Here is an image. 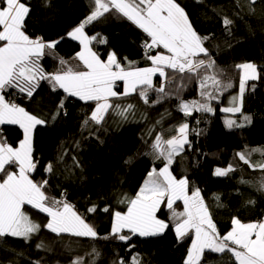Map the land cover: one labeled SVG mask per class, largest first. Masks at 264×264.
I'll list each match as a JSON object with an SVG mask.
<instances>
[{
    "label": "trees",
    "instance_id": "obj_1",
    "mask_svg": "<svg viewBox=\"0 0 264 264\" xmlns=\"http://www.w3.org/2000/svg\"><path fill=\"white\" fill-rule=\"evenodd\" d=\"M25 2L30 7L26 34L48 41L65 37L55 52L69 64H78L75 57L80 45L66 34L90 14L92 0ZM176 2L184 8L198 34L208 38L205 40L208 58L215 61L216 69L232 87L217 93V98L210 101L212 112L193 110L185 115L179 107L182 101L204 102L199 79L166 69L168 76L156 75L153 82V88L163 84L164 93L149 90L147 103L139 95V89L131 96L115 98L110 101L113 107L99 124L90 119L95 102L69 97L61 89L54 91L45 80L31 98L10 91L7 99L46 121L33 133L36 169L30 177L37 183L48 181L46 195L71 204L94 226L97 238L52 233L43 227L48 222L47 215L25 205L23 210L41 228L27 240L0 237V264H72L77 257L83 259V264H117L121 258L125 264H130L132 257H136L139 264H185L192 234L178 241L175 221L170 220L171 212L166 206L158 212L161 219L169 221V228L162 235H133L129 241L111 236L113 213L126 211V203L121 201L134 198L147 174L167 163L154 154L155 137L159 134L164 139L171 138L184 123L188 124L190 145L186 144L184 151L174 157L170 171L177 179H188L189 194L193 189L200 190L218 232L225 235L230 231L233 217L243 223L264 221V189L260 188L264 169L251 166L257 164L255 159L258 158L253 150L264 147V72L261 78L246 84L242 116L236 121L241 127L229 129L225 124L228 114L222 111L239 94L241 72L236 65L250 62L258 71L264 70V0H255V3L252 0ZM225 17L233 22L227 27L223 24ZM85 31L105 41L92 44L102 59L115 53L126 68L151 65L142 48L148 39L146 34L114 10L88 24ZM42 67L46 73H51L59 64L55 58L46 56ZM118 90L123 92V87ZM128 105L132 107L121 115V109ZM0 139L17 147L23 139L22 129L0 126ZM238 153H244L249 163L240 160ZM260 162H264V155ZM49 164L52 165L50 172L46 171ZM229 166L234 171L227 176L213 174L216 168ZM94 206L96 211L89 212ZM174 208L181 211L182 203H176ZM41 244L43 247H37ZM200 264L236 262L231 253L205 251Z\"/></svg>",
    "mask_w": 264,
    "mask_h": 264
},
{
    "label": "snow or ice",
    "instance_id": "obj_2",
    "mask_svg": "<svg viewBox=\"0 0 264 264\" xmlns=\"http://www.w3.org/2000/svg\"><path fill=\"white\" fill-rule=\"evenodd\" d=\"M92 5V11L85 20L66 34L67 38L80 45V51L75 57L79 63L72 65L55 52L65 37L48 41L43 37L31 38L26 34L25 23L30 7L25 0H0V125H18L23 134L17 147L0 139V173L3 174L0 176V237L12 236L27 240L39 232L41 225L32 221L23 210L25 205H31L47 215L49 219L43 227L52 233L97 238L94 226L87 223L71 204L46 195L45 185L48 181L37 183L30 178V173L36 169L32 148L33 133L38 125H43L46 121L6 99L7 89H17L19 93L31 98L40 81L45 80L54 91L61 89L69 97L95 102L90 119L99 124L104 114L113 107L110 98L128 96L139 89V95L147 103L149 90L164 93L163 84L159 88H153V76L158 74L160 77H167L166 69H171L174 73L189 74L188 78L199 79L204 102L182 101L179 107L185 115H190L193 110L212 112L210 101L217 98V93L232 87L231 82L226 81L223 73L216 69L215 61L208 58L209 51L205 47V40L208 38L198 34L184 8L176 0H92ZM113 10L146 34L148 39L144 48L146 59L151 61L150 67L126 68L121 65L115 53L102 59L93 51L94 41H105L98 35H88L85 27ZM232 23L227 17L223 20L226 27ZM157 49L165 51H156ZM46 56L58 61L56 71L45 72L41 60ZM235 67L241 72L239 96L232 98L231 106L222 109L223 112L232 114L241 112V106L236 101L239 100L242 104L247 82L261 78L264 72L258 71L257 66L250 62ZM183 78L181 75V79ZM117 82H123V92L117 90ZM60 107L63 108V102ZM131 107L132 105H128L121 109L120 114L124 115ZM244 119L250 120L249 117ZM87 122L85 121L86 124ZM225 124L229 129L242 126L232 119H227ZM176 131L177 134L168 139L159 134L155 137L152 145L154 154L167 163L162 168H153L147 174L143 186L134 198L121 201L126 203V211L113 213L111 236L129 241L133 235H162L169 228V221L158 215L164 205L171 212L170 220L175 221L174 230L178 241L192 234L185 264H200L206 250L231 253L236 264H264V221L243 223L233 217L231 230L221 235L200 190L193 189L189 194L188 179H177L170 171L174 157L184 151L186 144L190 145L187 139L188 124H181ZM237 155L240 160L249 163L244 153ZM251 166L264 169V163ZM13 168L18 170H10ZM51 170L52 165L49 164L46 171ZM232 171L234 169L231 166L218 167L213 174L224 177ZM260 188L264 189V181ZM177 201H182L183 211L174 208ZM88 211H96L95 206ZM104 211L107 212L108 209L105 208ZM125 229L131 235L122 234ZM72 264H83V259L77 257ZM117 264H125L123 258ZM130 264L139 262L136 257H132Z\"/></svg>",
    "mask_w": 264,
    "mask_h": 264
},
{
    "label": "rangeland",
    "instance_id": "obj_3",
    "mask_svg": "<svg viewBox=\"0 0 264 264\" xmlns=\"http://www.w3.org/2000/svg\"><path fill=\"white\" fill-rule=\"evenodd\" d=\"M87 26V25H86ZM93 51H95L94 49H93ZM157 51H160V52H163V51H165V50H163V49H157ZM153 54H155L154 52H153ZM151 66V65H150ZM149 66V67H150ZM158 75V74H157ZM156 76V75H155ZM155 76H153V82H154V78H155ZM258 80V79H257ZM251 81V80H250ZM250 81H248V82H250ZM256 81V80H255ZM247 82V83H248ZM117 84H118V87H117V90H118V88H120V87H123V82H117ZM119 91V90H118ZM120 92V91H119ZM133 94H135V93H132V94H130V95H128V96H131V95H133ZM128 96H124V97H128ZM239 96V94H237L236 96H234V97H238ZM122 97V96H121ZM113 99H115V98H110V101H112ZM232 101V99L229 101V105L228 106H231V104H230V102ZM88 102H91V103H93L92 101H88ZM236 103L237 104H239L240 106H241V112L240 113H235V114H232V113H226V114H228V119H232V120H235V121H237V118H238V116H242V104H240V101L239 100H237L236 101ZM227 106V107H228ZM193 112V111H192ZM191 112V113H192ZM225 113V112H224ZM227 120V119H226ZM187 139H188V134H187ZM254 152H255V154L257 153V156H258V158H256L255 160H256V162H257V164H261V162H260V157L261 156H263L264 155V147H257V148H255L254 150H253ZM264 163V162H263ZM205 202V201H204ZM206 204V203H205ZM30 207H31V205H29ZM36 223V222H35ZM66 234V233H65Z\"/></svg>",
    "mask_w": 264,
    "mask_h": 264
},
{
    "label": "crops",
    "instance_id": "obj_4",
    "mask_svg": "<svg viewBox=\"0 0 264 264\" xmlns=\"http://www.w3.org/2000/svg\"><path fill=\"white\" fill-rule=\"evenodd\" d=\"M41 65H42V60H41ZM42 82V80L40 81V83ZM39 83V84H40ZM10 91H14V92H18L19 93V91L17 90V89H7L6 91H5V98L7 99V94L10 92ZM21 94H23V93H21ZM106 114V113H105ZM105 114H104V116H105ZM0 126H18V125H0ZM32 148H33V142H32ZM30 176H31V173H30ZM31 178V177H30ZM178 202H181L182 203V201H177L176 203H178ZM175 203V204H176ZM174 204V205H175ZM27 206H29V205H27ZM162 206H164V205H162ZM161 206V207H162ZM32 207V206H31ZM35 209V208H34ZM167 209V208H166ZM38 210V209H37ZM177 211H178V209H176ZM181 211H183V203H182V208H181ZM125 232H128L126 229L124 230V232L123 233H125ZM122 233V234H123ZM206 251H208V250H206ZM202 259V258H201Z\"/></svg>",
    "mask_w": 264,
    "mask_h": 264
},
{
    "label": "built area",
    "instance_id": "obj_5",
    "mask_svg": "<svg viewBox=\"0 0 264 264\" xmlns=\"http://www.w3.org/2000/svg\"><path fill=\"white\" fill-rule=\"evenodd\" d=\"M144 44H145V43L142 44V48L145 50V48H144ZM145 51H146V50H145ZM156 51H157V50H156Z\"/></svg>",
    "mask_w": 264,
    "mask_h": 264
}]
</instances>
